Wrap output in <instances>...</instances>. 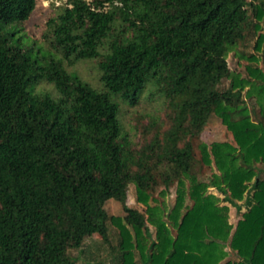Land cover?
<instances>
[{
  "label": "trees",
  "instance_id": "obj_1",
  "mask_svg": "<svg viewBox=\"0 0 264 264\" xmlns=\"http://www.w3.org/2000/svg\"><path fill=\"white\" fill-rule=\"evenodd\" d=\"M35 3L0 0V264H75L68 250L91 235L107 243V221L118 234L116 264H264V177L255 165H264V70L253 54L248 78L226 64L252 32L264 66V0H65L43 34L60 59L44 63L12 37ZM82 59L95 60L101 90L62 63ZM39 82L56 96L34 93ZM145 90L163 117L136 122V144L112 96L132 106ZM209 113L233 143L199 142L197 160L192 139ZM200 163L216 170L207 181L197 177ZM173 181L166 209L152 192L162 184L163 196ZM129 184L142 210L126 204ZM110 198L122 217L107 214ZM238 201L245 209L232 226L220 202L240 211Z\"/></svg>",
  "mask_w": 264,
  "mask_h": 264
},
{
  "label": "rangeland",
  "instance_id": "obj_2",
  "mask_svg": "<svg viewBox=\"0 0 264 264\" xmlns=\"http://www.w3.org/2000/svg\"><path fill=\"white\" fill-rule=\"evenodd\" d=\"M65 0H36L35 7L31 12L30 16L24 22L19 24H13L11 27L16 28V32L12 36L13 38H19V42L23 49H28V56L30 59H37L39 63L47 62L49 59H60L59 53L55 52L50 43L49 38L45 37V29L47 24L49 25V19L53 18L58 7L64 3ZM255 38V33L248 32L245 38L236 44L235 48L229 51L226 55V64L229 70L238 75L240 78H248L249 74L245 68L248 63L245 56L247 54H253L258 58L254 64L257 68L264 70L262 65V58L260 56V51L253 48V41ZM243 55V56H241ZM64 68L71 74H75L82 81L86 82L90 87L101 90L102 85L99 80L100 71L97 68L95 60L92 59H82L76 60L71 63L62 61ZM229 85L228 79H223L219 84L220 88H225ZM246 87L240 90V96L245 100L246 106L249 112V118L253 121L259 119L257 108L252 104L251 100L244 98L243 94ZM36 94L48 93L50 96L55 97L56 92L51 84L46 82H39L36 84L32 90ZM113 100L118 104V119L122 126L124 133L136 144L139 143V134L135 130L136 122L145 124L150 116L156 118L163 117V112L159 99L156 95H148V91L145 90L140 96L136 104L129 106L117 96H112ZM227 141L233 143L230 132L225 128V126L220 122V119L213 113H209L206 116L205 122L202 126V130L197 138L192 139L193 153L197 160H199L198 143L203 142L209 145L211 142ZM257 168H260V177H264V165L261 163L255 164ZM216 173L214 166L199 164V171L197 177L199 180L207 181L212 173ZM187 181H185L184 187H186ZM163 188L162 184H159L152 192L153 197H157V200L162 201V204L166 209H170L174 203V189L175 182L173 181L167 189V192L160 196L158 192ZM207 191L219 199L221 194H219L214 188L209 187ZM184 203L190 205V200L187 198L185 193ZM228 208V222L234 226L240 213L244 211L245 207L240 203V211H236L235 207L226 203ZM126 204L129 207L135 208L137 210H142L143 206L135 201L134 187L129 184L127 187L126 194ZM104 209L108 215H115L122 217L123 212L120 203L114 199H108L104 203ZM166 221V219L164 218ZM168 225V224H167ZM170 232L173 235L174 230L168 225ZM108 227V242L104 243L101 241L100 237L97 235H91L84 239L82 245L78 248L69 249L68 254L75 259V264H83L85 261L96 262L100 261L104 264H116L117 256L115 251V246L118 239L117 230L107 221ZM128 231L131 233L132 230L129 226H126ZM151 231L153 230L150 227ZM228 252L227 259H233V252L226 249ZM137 258V255H135Z\"/></svg>",
  "mask_w": 264,
  "mask_h": 264
}]
</instances>
